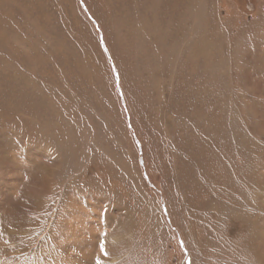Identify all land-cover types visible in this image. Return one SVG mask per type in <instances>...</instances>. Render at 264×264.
Returning a JSON list of instances; mask_svg holds the SVG:
<instances>
[{"label":"rangeland","instance_id":"rangeland-1","mask_svg":"<svg viewBox=\"0 0 264 264\" xmlns=\"http://www.w3.org/2000/svg\"><path fill=\"white\" fill-rule=\"evenodd\" d=\"M0 264H264V0H0Z\"/></svg>","mask_w":264,"mask_h":264},{"label":"bare ground","instance_id":"bare-ground-1","mask_svg":"<svg viewBox=\"0 0 264 264\" xmlns=\"http://www.w3.org/2000/svg\"><path fill=\"white\" fill-rule=\"evenodd\" d=\"M154 3V2H153ZM193 16H194V14L193 13H191ZM191 14H190V18H191ZM188 16V15H187ZM198 17V16H197ZM183 19H181L180 20V22H185L184 21V17H182ZM146 19V18H145ZM192 19V18H191ZM196 19V18H195ZM186 20V19H185ZM152 22H155V21H153V20H151ZM140 22V21H139ZM146 22H148V21H146ZM145 23V22H144ZM149 24V23H148ZM151 25V24H150ZM153 26V25H152ZM156 26V25H155ZM146 26H144V28H145ZM158 27V26H157ZM194 27H195V25H194ZM192 29V28H191ZM189 32V31H188ZM192 33H193V31H192ZM156 38H157V36L156 35H154ZM155 38V39H156ZM156 43H152V45H151V48H150V52L146 55L147 56V58L148 59H150L151 61L150 62H152L153 64H156V65H158V64H162V62H165L166 60L167 61H170L171 60V58H168V57H166V58H164V60H162L161 61V59L159 58V56L160 55H166V56H168V54H169V52H170V50L168 49L167 51L166 50H164L163 49V46H164V44L165 43H162L161 41H163L162 39H160V40H158V39H156ZM202 45V44H201ZM202 47H203V45H202ZM156 48H159V49H161V50H156ZM202 49V48H201ZM158 51H160V53H159V56H157V52ZM149 61V60H148Z\"/></svg>","mask_w":264,"mask_h":264}]
</instances>
